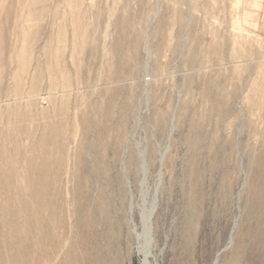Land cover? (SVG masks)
<instances>
[{"label": "rangeland", "instance_id": "1", "mask_svg": "<svg viewBox=\"0 0 264 264\" xmlns=\"http://www.w3.org/2000/svg\"><path fill=\"white\" fill-rule=\"evenodd\" d=\"M166 146L149 264H264V0H0V264H141Z\"/></svg>", "mask_w": 264, "mask_h": 264}, {"label": "bare ground", "instance_id": "2", "mask_svg": "<svg viewBox=\"0 0 264 264\" xmlns=\"http://www.w3.org/2000/svg\"><path fill=\"white\" fill-rule=\"evenodd\" d=\"M21 124V123H20ZM173 130L170 127V132ZM6 141V140H5ZM147 150V149H146ZM168 150V146L164 148L163 152L158 154V168L155 174V179L153 181L152 186L149 185L148 182V160H146L145 150L139 149L138 153L139 160H140V172L141 178L139 181V203H134L130 182L126 179L128 189H129V199H128V224L130 227V231L133 234L135 240V248L137 253L141 254V264H149V257L153 256V251L155 248V234H154V215L158 209V189L162 183L163 179V161L165 159V154ZM139 164V163H138ZM149 165V164H148ZM138 166V167H139ZM139 170V169H138ZM139 174V173H138ZM151 178V177H150ZM55 179V178H54ZM153 189V193L149 196L150 189ZM165 190V189H164ZM137 202V201H135ZM137 210V220L134 216L135 211ZM162 216V215H161ZM156 226V225H155ZM158 227V226H157ZM163 232V231H162ZM230 242V238L228 243ZM220 252L217 253L216 258L213 264H216L218 255ZM154 257V256H153Z\"/></svg>", "mask_w": 264, "mask_h": 264}]
</instances>
